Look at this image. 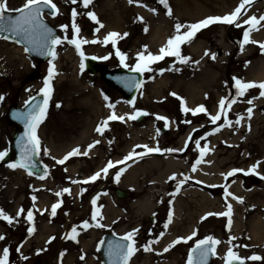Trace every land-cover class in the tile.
<instances>
[{"label":"rangeland","instance_id":"1","mask_svg":"<svg viewBox=\"0 0 264 264\" xmlns=\"http://www.w3.org/2000/svg\"><path fill=\"white\" fill-rule=\"evenodd\" d=\"M56 1L59 3L61 11L51 19V22L59 27V36L62 38L64 36H68L69 38L72 37L73 33L71 29V13L72 9L75 8L78 12L75 23L80 28L79 37L89 41L97 40L99 42L82 44L83 51L85 52V67L83 70L80 68L81 57L74 50V45L64 41L60 45L56 46L57 54L59 55L57 67L58 72L51 81L53 87V92L51 95L52 99L48 108L47 116L42 122L43 124L40 130V157L46 164L50 177H47L45 181H42L37 175H29L24 171L9 168L8 165H1L0 161V206L3 203V209L12 216H15L16 212L21 207H23L25 210L32 209L34 213L33 224H30L27 221L26 211L12 224H8L6 221L0 220V235L5 236L4 240H0V252H2L4 246L6 247L13 237L16 236L18 239L22 238V232H28L29 227H34L38 235L31 236L21 251L22 254L29 255L28 259L30 260L28 261V264H30V261L34 260L35 258L46 260V264H57L58 261L56 259H58V257L56 255L58 253L60 254L61 252L66 254L69 250H71L75 256L74 259L77 262L76 264H85L86 262L90 264L89 262L94 260L91 254L93 253L94 255L98 256V252H96L94 249L95 239L96 236L100 237L104 227L98 228V232L96 234L85 235V237H89L93 243L89 248L86 249V251H82L79 248V245L75 244V246L80 250L74 252V249H72V245L70 244V241L73 240L70 238L68 239V237L67 240H65L63 239V236L66 232L70 233L73 226H78V231L81 230L79 226H81L84 220H88L91 224V220L87 219L89 209L91 208L88 207L84 213H81L85 208V199H75L70 193H66L63 195L65 200L64 208H62L60 212H56V215L53 216L51 214L50 204L56 199L55 190L70 182L69 180L65 181L64 179L70 176L68 174L69 168L70 172L72 173L73 167L71 165L80 164L77 173L79 171L83 172H79L76 174V176H84L90 174L94 169L102 166L108 160H113L120 156H126L129 152L133 151L136 145L146 144L150 147L158 146L161 148L162 153L157 156L158 160L151 158V153L144 155L146 159H144L143 162H140L139 168L137 170L139 175L136 177L133 172L129 171V173H126V179L121 184L123 188H129L128 185L131 184V181L135 180L137 182L139 181V178L142 177L143 183L141 185H143V188L145 189L143 191H139L135 188V186H132L130 189L134 191L131 198H125L124 200H121L116 197L115 201H118L120 204L118 207L120 208L118 210L119 213L116 210L114 211L111 209L112 207L108 208L110 216L109 220L119 216L120 213L122 214L119 217L121 223L119 225L117 224L114 229L116 232L124 233L126 231H131L134 228L139 229L135 237L137 242L136 246L139 248V251L141 254H143V256H139L138 260L134 263H143L144 259H146L147 256L152 253L156 257L157 264L161 261H167V263L172 261L174 264H185L187 261L188 250L194 243H196L195 240L202 239L203 236L205 237L207 235H212L221 241V243L218 245L219 252L217 253V259L215 258V263L221 264L230 245L228 244V241L231 237H233V235L230 234L231 231L229 229L224 231V228H227L228 226L224 225V220H218L217 217H207L205 220L200 218V214H202L203 211L208 210L210 205L204 208L200 207V202L196 201V197H194V195L197 194L195 190H189L190 192L179 199L176 204H170L169 201H171L172 198H175V196L171 195L173 193L171 192V189L176 188V186H168V183L166 182L167 179H169L166 176L167 172L162 171L165 169V166H163V161L169 157H172L182 165V173L179 172V174H177L176 172V175L179 177V179H182L183 176H192V174H190L189 167L193 158L198 154L194 150V146L197 147L196 140H201L203 133L211 131L213 126H220L224 124L223 114L221 115V120L217 121L215 124H213L209 118L210 115H215L216 111H218V108H216V99H218L217 93L222 88V86L219 84V88L216 87V89L213 88L209 91L208 88H206L208 93L204 88L200 89L198 96L200 97L201 102L191 104L187 101L189 98L188 89L183 87L177 88L175 83H171L173 78L176 77L175 70L179 69L180 66H183V63H180L175 57H165L164 60L150 65L152 68L151 72L142 73L144 83L140 92L138 93L137 99L134 101L133 106L127 103L128 100L123 95V93L118 88L111 86L103 78L100 72L93 73L86 67V58L95 57V59L99 62V66L107 69L115 70L117 68L123 67L120 64L119 59L116 57L115 49L111 43L109 42L107 45L103 43L105 35L108 32L115 31L121 34V37L117 40L116 47L127 54L126 63L129 65H134L136 63L137 53L143 51V46L147 45V50L153 54H158L159 49L162 46L160 42L157 45H155V43L154 47L151 44L150 38L153 37V34L150 33V28L148 27H152L153 24L161 23L162 25L166 26V28H164V31L166 32L164 38L168 40V38L175 33L174 26L177 22L189 24L193 21L198 22L199 20L209 16H224L225 14H228V12H223V10L216 11V9H207L204 11V13L200 14L198 11L201 8L195 9L189 5L184 7L185 10L183 13H177V7H175L174 4L176 1L171 0L170 2L168 0V3L172 9V15L169 16L167 15V9H165L164 6L159 3V0H140V4L146 6H140L136 3L131 4L132 6L130 8L133 11V18H127V22L124 23L122 28L116 29L114 26H108L106 23L107 18L112 17L111 12H108L109 14H104V12H107L108 7H111L112 3L116 4V6L118 3H120V5L123 7L122 3L126 2L128 4V0H92V3L88 6V8L83 7L82 0H77V3L75 4L72 3V0ZM223 1L224 6L229 8L231 7L232 0ZM24 2L25 0H8L10 8H18ZM109 3L111 4L109 5ZM149 9H155L156 11L153 12ZM89 11L94 12L99 21L103 24V28H100L98 32L96 29L99 28V25L92 21L86 14ZM259 11H261V9L256 10L254 13L257 14ZM262 14H264V8H262ZM245 15H242L239 18L240 24V19H242ZM149 16L153 18L152 22L145 21L144 17L148 18ZM137 17H143V21L141 22L137 19ZM61 25H68L69 27L65 31L60 27ZM145 27L148 29L147 32L144 31ZM247 27V25H241L240 27H237L235 24L228 25L219 22L213 23L206 28H202L196 33L195 37L190 42L181 46L182 55L190 58L192 56L189 54L193 45L201 46L200 50H202V48L206 47L207 45L209 47L210 42V48L215 54L217 41L220 44L224 42L227 45V50L224 48H222V50H218L219 57L221 58L220 62L216 64V56L215 59L209 58V56H204L200 65L203 68H211L215 75L216 67H218V72L223 74L221 80L225 83V88L219 92L221 93L220 95L222 97H231L235 95L233 77H236L238 70L243 67L244 64H246L244 61H242L246 54L243 56L241 55L242 50L240 48V44L243 41V31ZM124 33H128V35L123 36ZM137 41L142 44L138 46ZM166 42L163 44V46L166 44ZM5 45L7 46L6 48L9 49L14 44L11 40H5L0 37V46L4 47ZM244 47H247L248 50L250 49L248 53L251 56L248 58L251 61L256 60L259 54L262 52L261 51L258 53V51L255 49L256 47H253L250 44L248 46L244 45ZM226 52H230V54L227 56ZM109 53L112 54L109 59H100V57L108 56ZM22 56L26 61V67L21 69L19 72L11 70L10 73L5 74L2 72V65L0 64V95L5 97L3 101H0V151L7 150L11 141V137L17 129V127L11 124L6 118L7 108L13 103L24 105L25 101L29 100V97L40 94V89L43 87L44 78L48 73L49 66L47 60L37 63L35 59H33L26 52H24ZM1 61L2 59L0 54V62ZM161 69H164L162 73L160 71ZM186 72L188 73V71ZM58 73H62L63 77H59ZM163 76H169L168 86H166L164 89H159L158 87L156 88L158 80ZM213 81L216 83V78H214ZM260 91L261 90L259 88H251L245 93L244 97H250L253 93H255L253 94L254 99H259L261 97ZM102 93L106 94L110 98V101H105L104 95H102ZM171 93H176L177 96H173ZM85 98L86 101H88V99H90V101L86 103L84 101ZM180 98H183V100L186 102L185 106L190 109H195L196 106L203 104L207 109V114L200 113L192 115V112L183 111L181 108ZM109 102L116 105V114L124 115L125 120L109 121L108 127L106 128L103 135H101L100 133L96 132L95 129L100 124V122L106 119V117L112 111L107 107V103ZM58 104L60 105L59 107H57ZM134 110H143L144 112L148 113V117L145 118L141 123H137L135 120L129 119L128 115L133 114ZM263 112L264 109L261 110L262 114ZM157 116L165 117L166 120H159L157 119ZM234 117H236L234 113L231 112V110H228L227 118L233 121ZM94 120L96 122L95 127L93 128L95 134H90V136L86 138V129L89 130V128H91ZM166 123L169 128L165 133H162V126H165ZM65 124L68 126H65ZM234 125L235 123L233 122L232 126L222 133L220 139H217L215 135L210 139H202L200 142V145L204 144L213 147L212 152L214 153V157L211 161V163H213V166L211 167L213 170L205 173L206 175H209V183L215 181L217 178L220 179V176L218 175L222 174V172H224L229 166L242 164L239 162V159L243 157V155H237V158L234 160L235 162L227 161L226 163L223 162L221 164L222 160L218 161L219 158L222 159V155H227L228 153L231 154L230 150L225 148V139L229 141L231 140L232 142H241L240 139L242 136H244L243 140L247 143L251 151L250 152L247 150L245 154H250V159L248 161H262V156L257 154L260 149H254L248 143V139L246 138L248 137L247 130L245 129V132V130L243 131L240 129V127ZM189 128V137L192 136V141L190 142L189 150L184 152L182 151L185 148L182 138L185 136L187 129ZM241 132L244 134L242 135ZM73 133L75 135L74 137ZM238 134L240 136H238ZM83 136H85V138L81 139ZM194 136H196L195 140ZM233 138H236L237 140L234 141ZM97 140L100 141V143L98 144L95 154H92L91 156L84 159L78 155L75 158L76 162L74 160L72 161L74 163L71 164L56 163V160H59V157H61L63 152L69 148H72L73 145L78 144L75 147H79L80 151L83 152V147L87 143ZM168 148L178 149L179 151H174L173 153H175V155L172 152L163 151V149ZM45 149L48 150L47 155L44 153ZM137 151L141 152L143 149L137 148L136 152ZM189 153L192 154V160L189 157ZM216 153L219 155L217 158ZM216 159L219 163L217 170H220V172L214 168ZM247 163L248 162H244V165ZM260 166V168L263 169L261 170L264 171V161H262ZM161 173H163L162 177ZM216 173L218 174L216 175ZM156 176H158V178H156ZM56 182L57 185L58 182L61 183L59 186H56ZM189 185L191 184L189 183L188 186ZM257 185L259 188H255V193H252L253 196H248L249 201L246 204L247 207L240 208L241 212H239L240 215H238L239 225H236L235 232H237L238 236L236 237V239H238L236 241H240V243H243L244 245L251 244L252 247L248 249V253L260 252L264 257V238L261 241L255 242V238L252 236L250 231L251 226L254 223L252 218L260 215L264 220V182H261ZM153 186L156 187L152 189ZM258 189H261L262 191H259ZM33 194L39 197L41 200L44 199V203L40 202L41 200L38 203L35 201V203L32 202L31 199ZM204 195L207 199H210L208 194L204 193ZM214 197L216 199V195ZM148 198L153 201L152 209L148 212H145L142 216H133L132 212H134V210L132 209L131 204L138 201L139 199L143 200ZM110 205L112 204L108 203V206ZM37 206L39 207V210L36 208ZM121 207L124 208L122 209ZM41 208L44 209L43 212H40ZM178 209H180V215L177 218V223L172 229L174 231L172 233H167V235L169 234L170 238H172H168L166 240L163 238L162 240L160 233L166 231L164 225L168 222L169 211L173 210V213H176ZM215 209L218 208L215 206ZM73 214L78 215L73 216ZM152 214L156 216L154 223L150 222L149 220ZM197 218L198 222L195 223V227L198 228L197 235L191 240H188L186 243L181 242L172 247L169 251L164 252V248L172 242L171 240H173L175 236H185V234L190 231V225L193 221L197 220ZM105 222H107V218L101 219V222L98 223L102 224ZM51 237H54V239H52L49 243L48 241ZM157 240L158 242L151 244V248L153 249L152 251L145 252L143 250V245L147 244L149 241ZM62 242H64V244H61ZM234 243L235 242H232V244ZM62 245L63 248H61ZM38 248H40L39 250H41L43 253L41 251L36 252V249ZM80 252L83 254H80ZM248 253H245V255ZM82 256L83 259H81ZM68 261H70L68 263L72 262L70 257L68 258ZM95 262L97 264V261ZM68 263L65 259V263L63 264ZM254 264H264V260H262L260 263Z\"/></svg>","mask_w":264,"mask_h":264},{"label":"snow or ice","instance_id":"2","mask_svg":"<svg viewBox=\"0 0 264 264\" xmlns=\"http://www.w3.org/2000/svg\"><path fill=\"white\" fill-rule=\"evenodd\" d=\"M252 2V0H241L240 4L229 14H225L224 16H209L202 20H199L198 22L189 23V24H182L180 22H177L175 24V33L170 36L164 46H162L159 49L158 54H153L152 52L147 50V45L143 46V51H140L137 53L136 56V63L134 65H129L126 63L127 60V54L123 51H121L118 47H116L118 38L121 37V34L115 31L108 32L104 39L103 43L108 44L109 42L115 49V55L119 59L120 64L128 68L130 72H136V73H145V72H151L152 68L150 65L164 60L165 57H175L180 63H187L189 62L190 58L187 56L182 55L181 53V46L185 43L190 42L196 35L197 32H199L202 28L208 27L210 24L213 23H224L228 25L235 24L237 27H240L241 24L239 23V18L242 15V9H245V5H248ZM72 3H77V0H72ZM92 3V0H82V4L84 8H88V6ZM129 4L136 3L140 6H146L141 5L140 0H128ZM159 3L164 6L165 9H167V15H172V9L168 3V0H159ZM44 9H49L51 14L53 16H56L59 13V9L56 5V3L53 2V0H25V2L22 4L19 8H10L8 0H0V33H11V38L15 39L18 43H24L26 45L25 52H32L36 51L40 55H47L50 56L51 59H49L48 64V73L47 76L44 78L43 81V87L40 89V92L43 94V101L42 103H34L32 104L26 112H15L13 113V116L15 119L20 120L24 124V133L22 137L17 140V145L20 147V158L17 161L11 162L8 164L9 168L16 169V168H24L28 169L30 166L32 168L36 167V161L34 160L35 156H38L41 152V141L38 136L37 130L39 125L44 121L47 109L49 106V100L51 98L53 87H52V79L56 75L55 72V65L53 61L57 57V53L55 51V48L57 45H60L64 41H67V43L74 45L78 54L81 57V64L80 68L81 70L84 69V58L85 54L81 50L82 44L87 43H97L99 41L92 40L89 41L84 38L79 37L80 28L75 23V19L78 15V12L75 8L72 9V37L69 38L68 36H64L63 38L59 35H53V29L49 28L43 21V12ZM150 11L155 12V9H149ZM18 13V15L12 16V15H6V13ZM87 16L94 21L96 24L99 25V28L96 29L98 32L100 28H103V24L99 21L97 16L94 12H87ZM138 20L141 22L143 21V17H137ZM264 21V15L259 16L257 18L255 15L250 16L248 19L243 21L244 25H247L248 27L245 28L243 31V41L240 44L241 50H243L244 45L247 43H259L257 41L250 39V32L252 30H259L258 25H261V22ZM63 30L68 29V25H61L60 26ZM144 31L147 32V27L144 28ZM128 33H124L123 36H127ZM5 40H8L10 37L8 35H3L2 37ZM259 47L261 49H264V43H259ZM112 54L109 53L108 56L100 57V59L107 60ZM205 56H210L212 59H215L216 54L215 53H209L207 50L205 51ZM95 58V57H93ZM195 63H199V61H195ZM171 70V69H169ZM177 71L179 69H176ZM161 73L164 71V69L160 70ZM123 81L125 83L126 87H129V89L135 87L140 88L143 84L142 80H137L135 77H124ZM234 81V87H235V95L231 97H222L218 102V111L215 115H210L209 118L213 124H215L217 121L221 120V115L224 116V124L231 127L233 124V121L229 120L227 118L228 110L231 109L232 105L236 103V99L239 97H244L245 93L251 89V88H259L260 96L264 97V82H245L239 77H233ZM104 95L105 101H110V98L106 95ZM173 96H177L176 93H171ZM5 97L3 95H0V101H3ZM34 97H29V101L34 100ZM181 99V108L185 112H192L193 115H196L198 113H206L207 109L203 104L199 105L195 109H190L185 106L186 102ZM29 101H25V104H29ZM135 98L128 100L127 103L129 105L134 106ZM248 104H252V100L247 101ZM60 105L58 104L57 107ZM115 104L114 103H107V107L112 110L110 114L106 117V119L102 120L100 124L96 127V132L103 135L106 128L108 127L109 121H124L125 116L124 115H117L115 112ZM253 109L249 107L247 109V114L249 119L251 118ZM143 110H134L133 114H129V119H137L138 117L142 115H146ZM157 119L159 120H166L165 117L157 116ZM243 119V116L238 115L237 119L235 120V124L239 125L241 123V120ZM165 127H167V123L165 124ZM250 128V126H249ZM215 131H219V128L215 129ZM205 137H201V140ZM201 140H196L197 148L199 149L200 153V159L196 160V163L192 165V170H196V166L201 163L202 158L204 157L205 153L208 151L207 145H205L203 148H200V142ZM100 141H94L91 144L87 145V149L83 152L80 151L79 147H76L69 151L66 155L63 156V158L56 160V163L58 164H64L65 161H67L70 157L77 156V155H88V151L93 149L96 144H99ZM143 149L141 152H136V149ZM160 147H150L148 145H136L133 149V151L129 152L126 156L123 157L122 160H118L113 162L112 160H108L105 167H103L100 171L95 172L93 175L89 176L86 180L83 181V183H89L94 182L98 178L101 177L103 174L105 177L109 174V170L116 167V165H122L126 161L130 159H135L137 157H142L149 153H159L161 152ZM165 152H174L179 151L178 149H163ZM44 153L47 155L48 150L45 149ZM8 155L7 150L0 151V160H4L5 157ZM55 159V158H53ZM262 162L256 161L254 164H252L247 171L245 172L244 169L235 168L229 171L225 175V177H231L236 173L244 172L245 174H256L260 176L261 174L257 171L258 167L260 166ZM124 171V168H120L119 171L115 174V180L118 182L121 176V173ZM29 175H32V172L29 171ZM47 175V168H45V172L43 175L40 176L41 179H44ZM262 179H264V176H261ZM170 180H176V174H173L169 177ZM190 177L183 176L182 179H179L177 181L176 186V192L180 191L181 186L186 183ZM73 183H80V181H73ZM70 190L68 188L62 189L60 192H57L56 195L59 197L63 193H67ZM83 191V190H82ZM171 195H175V193H172ZM225 196H232L233 199H236L239 202H243L242 197H235L232 193L227 192V189H225ZM33 201H35L36 197H32ZM93 205V211L91 214V219L93 221L97 220L98 215H100L99 208L97 207V200L96 198H93L91 201ZM171 204V201H169ZM60 207V203L53 204L51 206V214L53 216L56 215L57 209ZM26 211V219L30 224H33L34 222V213L32 209L25 210L23 207H21L15 214V216H12L8 214L3 208H0V220L6 221L8 224H12L18 217H20L22 214H24ZM212 215H218V216H225L228 217V224L231 225V215H232V206L231 204L227 205V211L220 212V213H207L205 217H202L201 219H206L207 216ZM173 213L170 210L168 213V222L165 223L164 228L167 229L168 223L172 221ZM98 228L104 227L103 224L96 223L95 225ZM84 229H87L88 227H91L88 220H84L82 222V225L79 226ZM34 231V227H29L28 232L31 234ZM139 229H132L131 231L125 233L118 241L115 242H109L108 246V252L107 255L110 260V264H130V260L133 257V255L139 251V248H137L136 244V235L138 233ZM78 235V226H73L71 228L70 233L67 234L68 238L75 240ZM164 235L163 232L160 233V236L162 237ZM197 235L196 231H193L192 234L188 237H177L175 240H173L167 247L164 248V252L169 251L172 247L175 245L181 243V242H187L188 240H191L194 236ZM5 236L0 235V240H4ZM54 239V237H51L49 239V243L51 240ZM236 238L231 237L228 241V243L231 245L224 256L225 264H245V258H242L239 256L238 252L234 250L236 245L232 244V241H234ZM157 241H149L147 244L143 245V250L145 252L152 251L151 248L152 243H156ZM221 243L220 240L216 239L212 235H207L203 239H197L195 243V247L192 248L187 257V264H208V258L209 255H215L216 254V248L217 245ZM245 247H247L245 245ZM17 251H20L19 248H17ZM39 252V250H38ZM9 255L10 250L8 247H4L2 249V252H0V264H9ZM61 257L64 255L63 252L60 253ZM24 260H27V256L22 257ZM83 259V256L81 257ZM250 261H262L264 260V257H261L259 255L253 254L246 258Z\"/></svg>","mask_w":264,"mask_h":264},{"label":"bare ground","instance_id":"3","mask_svg":"<svg viewBox=\"0 0 264 264\" xmlns=\"http://www.w3.org/2000/svg\"><path fill=\"white\" fill-rule=\"evenodd\" d=\"M171 2V0H169ZM176 1L175 7H177V13H183L185 8L189 5H191V7H194L195 9L201 8L198 12L200 14L204 13L205 10H212V9H216V11H220L223 10V12H228L231 13L241 2V0H232L231 1V7H227L224 6V1L223 0H174ZM229 1V0H227ZM216 2V3H215ZM126 3V2H125ZM122 3L123 7L120 5V3L114 4V3H109V5L111 4V7H108L107 12H104V14H109L108 12H111L112 17L107 18V25L108 26H114L116 29L122 28V26L124 25V23H126V19L130 18L132 19V15H133V11L130 8L132 5L131 4H125ZM114 4V5H113ZM216 5V6H215ZM262 8H264V0H252V2L248 5H245V9H242V15H245L241 20V24L243 23L244 20H246L247 16L251 15V14H255L254 12H256V10L261 9V11H259V13H257L256 15L261 16L264 15L262 14ZM121 9V10H119ZM121 11V12H120ZM187 12V11H186ZM249 12V13H248ZM186 15V14H185ZM241 15V16H242ZM240 16V17H241ZM145 21H149L152 22L153 18L152 17H144ZM248 19V18H247ZM148 22V23H149ZM191 23H194L191 22ZM150 24V23H149ZM226 27V26H225ZM150 28V33H152L153 37L150 38L151 40V44L154 47V44L157 45L159 42L160 44L163 46V44L166 42V38H164V35L166 34V32L164 31V28H166V26L160 24H153L152 27H148ZM159 28H163V29H159ZM258 29L259 30H253V33L250 36L251 40L257 41L259 43H264V21L261 22V25H258ZM163 31V33H162ZM142 41V40H141ZM138 42V46H140V42ZM222 43V42H221ZM259 43H247L245 44L246 46H248L249 44L253 47H256V51H258L259 54L258 58L254 61L249 60V56H251L248 51H250V49L248 50L247 47H244L241 55L243 56L244 54H246L242 61H244L243 67H241L238 70V73L236 74V77L241 78L243 81L245 82H253L256 81L258 82H264V49H261L259 47ZM8 44V43H6ZM211 43L209 42V47L208 45L204 48H202V50H200L201 46L199 45H193L192 49L190 51V60L187 63H183V66L179 67V70H175V75L176 77L173 78V80L171 81V83H175L177 88H186L188 89V100L191 104L192 103H198L201 102L200 101V97L198 96L200 93V89H205L207 91L206 88H208L209 90H212L213 88L216 89V87L219 88V84L220 86H222V88L218 91V99H216V108H218V101L220 99V94L219 93L221 90H224L225 85L223 84L221 78L223 76L222 73L218 72V67H216V75L214 74V72L211 70V68L205 67L203 68L201 65V61L202 58L205 56V51L207 50L209 53H214L211 50ZM226 44L223 42L222 44H220L218 41L216 42V64L218 62L221 61V58L219 57V53L218 50H222V48L226 49ZM7 46L5 45L0 46V54H1V59L2 61L0 62V64L2 65V72L6 73H10L11 70H15L17 72H19L21 69H24L26 66V61L23 58V48L16 46L15 44L10 47L9 49L6 48ZM227 56L230 54V52H226ZM209 58H211L209 56ZM195 61H199V63H195ZM218 66V65H216ZM188 71V73L186 72ZM59 77H63L62 73L59 74ZM189 78V79H187ZM216 78V83H214L213 79ZM169 84V76H163L161 77L157 84H156V88L158 87L159 89H164L166 86H168ZM258 89V88H257ZM204 90V92H205ZM207 91V93H208ZM202 92V93H204ZM216 92V91H215ZM255 94V93H253ZM251 95L250 97H239L236 99V103H234L231 107V112L234 113V115H241L240 113L243 114V119L241 120V127L242 129H246L247 130V139H248V143L254 148L259 150L258 151V155H261L264 157V112L263 114L261 113V110L264 109V97H260L259 99H254V95ZM249 97V98H248ZM248 100H252V104H248ZM86 103H88L90 101V99H88V101H86V98L84 100ZM84 103V102H83ZM85 103V105H86ZM201 104V103H200ZM251 107L253 109L252 114H251V118L249 119L248 114H247V109ZM51 109V107H50ZM49 109V111H50ZM99 111V110H98ZM97 118V117H96ZM99 118V116H98ZM93 120V119H92ZM95 120L92 123L91 128H89V130L86 129V138L90 136V134H95L94 132V127H95ZM239 125V126H240ZM68 126V125H65ZM250 126V128H249ZM41 128H42V124H41ZM245 130V131H246ZM189 132V130H188ZM222 133V132H221ZM220 136V135H218ZM187 136H185L183 138V141H185ZM85 136L82 137V139H84ZM97 149V145L94 146V148L92 149L91 152H95ZM173 153V152H172ZM174 154V153H173ZM214 156V154L210 153L209 156L207 158L210 159V157ZM119 158V157H117ZM151 158H155V160H158L157 156H151ZM72 159V158H71ZM71 159H68L67 162H70ZM146 159V158H145ZM212 159V158H211ZM132 160H130L131 162ZM66 162V163H67ZM129 162V163H130ZM143 162V160L141 161ZM128 164V163H127ZM140 163H136L134 166H132L131 168H129L126 173L133 172V174L136 175V177L139 175V173H137V170L139 168ZM217 164L214 165V168H218L216 166ZM163 166H165L164 170L162 172H167L166 174H169V172L171 173V171L178 169V172L180 170H182V165L179 164V162L175 161L174 158H167L163 161ZM206 166H204L205 168ZM213 170V168H211ZM126 173L124 175L123 178L126 179ZM165 174V175H166ZM160 175V174H159ZM163 176V173H161V177ZM160 177V176H159ZM156 178H158V176H156ZM134 179V178H133ZM141 182V183H140ZM135 185V188L139 191H143L145 188H143V185H141L142 182V177L139 178V181H133L132 182ZM155 184V183H154ZM156 186H153L152 189H154ZM197 193V191H195ZM186 194V192H185ZM195 196V195H194ZM196 197V196H195ZM202 200L204 201H208V199H206L205 195H202ZM198 199V198H197ZM210 201V200H209ZM216 201H211L210 202H205V203H210V210H214L213 208L215 207L213 205V203H215ZM152 203L153 201L150 200V198L148 199H143V200H138L136 202H134L133 204H131L132 209L134 210L133 216L135 217H139L144 215L145 212H148L152 209ZM2 205L4 206V204L2 203ZM201 206L206 207L203 204H201ZM60 209V208H59ZM117 210V209H116ZM108 211V209L106 210ZM118 212V210H117ZM180 215V209H178V211L176 212V218H178ZM211 218V217H209ZM252 220L254 221V223L252 224V228H251V234L252 236L255 238L254 241L258 242L261 241L264 238V222L261 219V216H256L255 218H252ZM177 223V219H174V224L171 225L169 227V229H173V227L175 226V224ZM195 223H197V220L193 221L192 224L190 225V231L195 227ZM170 231V230H169ZM189 231V230H188ZM189 231V232H190ZM94 233V232H92ZM188 233V232H187ZM170 236V235H169ZM169 236H164L165 240L170 238ZM254 242V243H255ZM91 243V241H90ZM83 246L84 248H89L90 246H88V243H85V241L83 242ZM139 256H143V254H141L140 252H138L136 255H134V260L132 259L133 264H135L134 262H136L138 260ZM131 262V263H132ZM92 264H94V261H91ZM141 264H157L156 263V257L154 256V254H149L147 256L146 259H144V262ZM158 264H174V262H168L167 261H161Z\"/></svg>","mask_w":264,"mask_h":264},{"label":"water","instance_id":"4","mask_svg":"<svg viewBox=\"0 0 264 264\" xmlns=\"http://www.w3.org/2000/svg\"><path fill=\"white\" fill-rule=\"evenodd\" d=\"M6 15H12V16H15V15H18V13H6ZM0 34H4L5 33H0ZM90 68L95 71L96 70V66L94 65V63H90ZM105 76L108 77V79L114 83V84H117L119 85L120 87H122L127 95L129 97H131L134 93H135V87L129 89V87H126L125 86V83L123 81V78L124 77H135L137 80H140V75L138 73H132V72H126V71H119L117 73H105ZM43 99L40 97L38 100H37V103H42ZM15 112H26V110L24 109H21V108H17L15 106H12L11 109H10V112H9V118L12 122H15L17 123L19 126H20V130H18L16 132V135L14 136L13 138V142H12V145H11V152H15L16 155H17V159L16 161L20 158V147L17 145V140H19L23 133H24V124L22 121L20 120H17L14 118L13 116V113ZM10 155V154H9ZM9 155L7 156V158L5 159L6 161L9 160ZM34 160L36 161V167L35 168H32L31 166L28 168L30 170H36L38 172L42 171L43 168L41 166V164L38 162V159H37V156L34 157ZM119 194H120V191H119ZM120 195H123V194H120ZM120 238L117 237V239L115 237H113L112 235H108L106 237V239L104 240L103 244H102V247H101V252H102V258L104 259L105 263H107L109 260V257L107 255V252H108V246H109V242H115V241H118ZM210 262V259L208 258V264Z\"/></svg>","mask_w":264,"mask_h":264},{"label":"flooded vegetation","instance_id":"5","mask_svg":"<svg viewBox=\"0 0 264 264\" xmlns=\"http://www.w3.org/2000/svg\"><path fill=\"white\" fill-rule=\"evenodd\" d=\"M17 248H15L9 255V264H26V260L18 259ZM35 262H40L44 264V261L39 260L38 258L34 260Z\"/></svg>","mask_w":264,"mask_h":264}]
</instances>
